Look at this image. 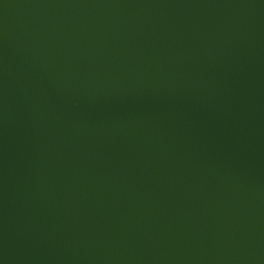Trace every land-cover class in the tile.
Returning a JSON list of instances; mask_svg holds the SVG:
<instances>
[{
    "label": "water",
    "instance_id": "1",
    "mask_svg": "<svg viewBox=\"0 0 264 264\" xmlns=\"http://www.w3.org/2000/svg\"><path fill=\"white\" fill-rule=\"evenodd\" d=\"M0 264H264V0H0Z\"/></svg>",
    "mask_w": 264,
    "mask_h": 264
}]
</instances>
